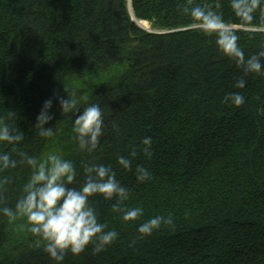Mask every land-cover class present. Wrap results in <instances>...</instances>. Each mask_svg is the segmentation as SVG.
Instances as JSON below:
<instances>
[{
    "label": "trees",
    "instance_id": "1",
    "mask_svg": "<svg viewBox=\"0 0 264 264\" xmlns=\"http://www.w3.org/2000/svg\"><path fill=\"white\" fill-rule=\"evenodd\" d=\"M208 5L239 37L245 56L264 51V0L243 22L230 0H0V118L23 132L0 152L16 160L0 170V209H15L31 174L22 154L55 153L77 168L110 166L130 191L122 220L115 200L91 198L98 219L117 239L100 251L65 254L62 264H264V74L245 75L193 26L184 7ZM264 60V58H262ZM243 77V89L235 87ZM240 93L244 103L225 97ZM77 100L62 112L56 97ZM53 119L36 126L44 101ZM92 104L103 113L96 148L81 151L72 132L78 111ZM12 112V113H11ZM152 138L151 157L141 140ZM135 148L137 155L131 157ZM132 161L130 170L118 157ZM151 173L140 182L136 166ZM171 217L150 235L138 232L154 216ZM23 225V227H20ZM24 217L0 211V264H56Z\"/></svg>",
    "mask_w": 264,
    "mask_h": 264
},
{
    "label": "clouds",
    "instance_id": "2",
    "mask_svg": "<svg viewBox=\"0 0 264 264\" xmlns=\"http://www.w3.org/2000/svg\"><path fill=\"white\" fill-rule=\"evenodd\" d=\"M260 0H230L234 14L243 22L254 19V12ZM185 14L190 15L193 26L209 36L215 37L218 49L227 57L234 60L245 75L249 73L264 74V51L245 56L239 45V37L223 16L208 5L184 7ZM246 81L240 77L235 87L243 89ZM235 105L244 103L240 93H230L225 97ZM62 112L67 113L76 108L77 100L67 95V98L56 97ZM53 100L44 101L37 116L36 126L41 127V135H52L50 127H44L52 119L51 109ZM78 111L75 116L72 132L81 151H93L100 137L103 135V113L100 105L92 104ZM12 113V112H11ZM23 139V132L13 128L0 118V143L16 145ZM141 151L151 157L152 138L144 137L141 140ZM31 174L23 186V195L17 200L15 209L4 207L0 209L10 221L17 217H24L28 231L45 242V251L56 262L62 264L65 254L78 255L89 245L95 251L102 250L118 237L117 231L106 230V225L98 219V213L92 206L91 198L97 195L105 200H115L112 207L122 213V220L135 221L143 215L142 207H127L124 202L130 199V191L116 178L115 171L105 164H85V180L79 186L75 185L78 177L77 168L72 160L65 159L55 153H49L43 158L22 154ZM131 157L137 155L135 148ZM118 163L124 169L130 170L131 159L125 156L118 157ZM16 160L8 152H0V170L15 168ZM137 179L144 182L151 179L150 171L136 166ZM171 223V217L160 215L151 217L138 226V232L150 235L159 229L162 224ZM20 227H23L21 225Z\"/></svg>",
    "mask_w": 264,
    "mask_h": 264
},
{
    "label": "bare ground",
    "instance_id": "3",
    "mask_svg": "<svg viewBox=\"0 0 264 264\" xmlns=\"http://www.w3.org/2000/svg\"><path fill=\"white\" fill-rule=\"evenodd\" d=\"M139 25L142 26L145 30L149 31V32H152V29L149 28L147 29L146 27L148 26L147 22L145 21H138Z\"/></svg>",
    "mask_w": 264,
    "mask_h": 264
},
{
    "label": "water",
    "instance_id": "4",
    "mask_svg": "<svg viewBox=\"0 0 264 264\" xmlns=\"http://www.w3.org/2000/svg\"><path fill=\"white\" fill-rule=\"evenodd\" d=\"M129 8H130V10H131V14L133 15V19H135V18H134V14H133V12H132V8H131V0H129Z\"/></svg>",
    "mask_w": 264,
    "mask_h": 264
},
{
    "label": "rangeland",
    "instance_id": "5",
    "mask_svg": "<svg viewBox=\"0 0 264 264\" xmlns=\"http://www.w3.org/2000/svg\"><path fill=\"white\" fill-rule=\"evenodd\" d=\"M138 21H139V20H138ZM138 21H137V24L139 25ZM147 24H148V26H147L146 28H147V29L151 28V26L149 25V23H147Z\"/></svg>",
    "mask_w": 264,
    "mask_h": 264
}]
</instances>
